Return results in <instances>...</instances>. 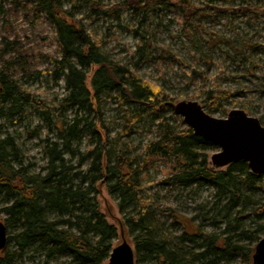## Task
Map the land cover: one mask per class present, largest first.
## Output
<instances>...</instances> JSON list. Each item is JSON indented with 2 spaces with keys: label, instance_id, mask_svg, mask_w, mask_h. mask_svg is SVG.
<instances>
[{
  "label": "trees",
  "instance_id": "trees-1",
  "mask_svg": "<svg viewBox=\"0 0 264 264\" xmlns=\"http://www.w3.org/2000/svg\"><path fill=\"white\" fill-rule=\"evenodd\" d=\"M35 2V9L55 28L61 59L52 62L56 74L64 72L68 94L56 108L58 119L53 121L44 103L30 97L20 80L0 75V216L5 212L17 228L8 235V246L13 245L15 251L6 253V260L17 264L34 249L45 252L47 259L69 254L74 264H107L118 231L101 211L98 185L102 184L117 201L133 237L137 264H253L264 225L246 228L244 207L252 205L248 193L258 188L264 176L253 174L243 161L225 170L215 169L208 153L217 148L189 127L163 117L164 110L170 109L164 106L172 101L170 96L139 75V69L151 59L148 47L158 49L154 40L140 43L131 60L119 64L89 33L84 19L78 20L72 10L64 9L62 0ZM168 2L126 0L109 6L102 0H87L86 16L121 20L127 10L153 12ZM172 4L184 18L188 33L201 16V8L190 0H173ZM201 96L203 108L213 114L226 112L224 103L232 92L216 85L203 90ZM105 99L128 108L124 135L139 120L131 116L129 107H147L159 116L158 136L143 146L140 156H132L124 143L111 137L102 118ZM29 104L47 111L49 122L58 131V141L46 139L48 159L39 171L26 162L15 139L5 131V121L22 120ZM74 109L82 118L65 121V111ZM92 113L97 115L96 146L83 155L77 141L86 127L82 124ZM159 163L165 165V171L160 179H153L151 171ZM204 185L216 191L214 204L220 206L212 216L213 211L205 210L198 220L169 207L168 219L162 221L153 209L156 187L185 190ZM254 212L264 218V206Z\"/></svg>",
  "mask_w": 264,
  "mask_h": 264
},
{
  "label": "rangeland",
  "instance_id": "rangeland-1",
  "mask_svg": "<svg viewBox=\"0 0 264 264\" xmlns=\"http://www.w3.org/2000/svg\"><path fill=\"white\" fill-rule=\"evenodd\" d=\"M172 1L160 5L153 12L127 10L121 20L113 16L108 20L104 17L91 20L86 16L87 0H62V3L65 10L73 11L76 19H84L89 33L102 42L103 50L119 64L129 62L140 43L154 40L158 49L148 48L151 59L139 69V75L160 86L175 103L194 101L203 107L202 91L218 85L232 92V98L224 103L226 112L210 114L204 108L208 114L223 119L233 110H242L259 119L264 126V0H190L201 8V16L188 28V33L184 30L185 20L175 11ZM119 2L123 0H102L109 6ZM35 6V0H0V75L20 80L28 95L44 103L48 108L46 112L56 121V108L68 94L66 79L63 71L56 74L57 69L52 62L61 59L55 28ZM126 109L105 99L101 106L104 125L112 138L126 145L132 156H140L143 146L158 136L160 118L152 109L133 105L129 107L131 116L139 120L124 135ZM24 110L22 120L5 121V131L15 139L26 162L39 171L48 159L46 139L58 141V131L39 106L29 104ZM96 116L92 113L82 124L86 126L84 133L76 140L83 155L96 146L93 135ZM163 117L175 125L182 123V127H187L171 109L164 110ZM75 118L81 119L82 113L75 109L65 112V121L71 123ZM218 150L209 151V158ZM73 165H77V159ZM88 165L87 162L84 168ZM162 171H165V165L157 164L151 171L152 178L160 179ZM98 191L101 211L118 231L114 247L126 241L135 249L117 201L108 194L105 185H98ZM154 191L158 196L153 209L162 221H167L169 207L186 217L197 216L198 220L205 210L213 211L210 213L212 216L220 207L214 204L216 191L205 185L185 190L156 187ZM248 195L253 203L244 207L246 228L264 225V218L254 212L264 206V177L258 188ZM202 205H207L204 210ZM0 222L7 226L8 235L17 231L5 212L1 213ZM209 229L213 228L210 226ZM14 251L13 245H7L4 251H0V264H13L6 260L5 255ZM17 264L74 262L69 254L47 259L45 252L32 249Z\"/></svg>",
  "mask_w": 264,
  "mask_h": 264
},
{
  "label": "water",
  "instance_id": "water-1",
  "mask_svg": "<svg viewBox=\"0 0 264 264\" xmlns=\"http://www.w3.org/2000/svg\"><path fill=\"white\" fill-rule=\"evenodd\" d=\"M171 108L197 137L219 149L209 159L212 167L220 170L243 161L253 174L264 175V126L259 119L242 110L231 111L227 118H215L194 101L178 102ZM7 245L8 228L0 222V251ZM107 264H137L135 249L123 241L112 249ZM253 264H264V238L255 248Z\"/></svg>",
  "mask_w": 264,
  "mask_h": 264
},
{
  "label": "bare ground",
  "instance_id": "bare-ground-1",
  "mask_svg": "<svg viewBox=\"0 0 264 264\" xmlns=\"http://www.w3.org/2000/svg\"><path fill=\"white\" fill-rule=\"evenodd\" d=\"M126 0H123V2H125ZM148 48H150V47H148ZM166 93V92H165ZM168 95V94H167ZM67 96V95H66ZM170 96V95H169ZM170 99L172 100V98H171V96H170ZM62 102V101H61ZM172 104H176L175 103V101L174 100H172V101H168V102H166L165 104H164V106H166V107H168V108H170L171 110H172V108H171V105ZM163 108V106H161L160 107V109H162ZM173 111V110H172ZM66 112V111H65ZM174 113V112H173ZM174 115H175V113H174ZM176 116V115H175ZM178 117H180V116H178ZM134 118H138V117H134ZM182 118V117H181ZM139 119V118H138ZM183 119V118H182ZM184 122V121H183ZM128 132V131H127ZM210 159V158H209ZM235 164V163H234ZM232 165V164H231ZM261 176H264V175H261ZM260 182V181H259ZM259 182H258V185H259ZM1 200V199H0ZM113 248H115L114 246H113ZM112 252V251H111Z\"/></svg>",
  "mask_w": 264,
  "mask_h": 264
}]
</instances>
